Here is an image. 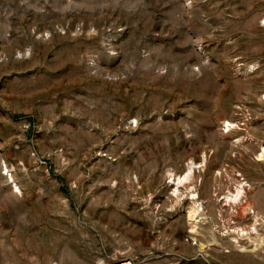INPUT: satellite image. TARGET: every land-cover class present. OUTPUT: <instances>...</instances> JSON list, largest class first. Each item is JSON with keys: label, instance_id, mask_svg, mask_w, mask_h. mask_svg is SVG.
<instances>
[{"label": "rangeland", "instance_id": "obj_1", "mask_svg": "<svg viewBox=\"0 0 264 264\" xmlns=\"http://www.w3.org/2000/svg\"><path fill=\"white\" fill-rule=\"evenodd\" d=\"M263 146L264 0H0V264H264Z\"/></svg>", "mask_w": 264, "mask_h": 264}, {"label": "bare ground", "instance_id": "obj_2", "mask_svg": "<svg viewBox=\"0 0 264 264\" xmlns=\"http://www.w3.org/2000/svg\"><path fill=\"white\" fill-rule=\"evenodd\" d=\"M246 121H248V120H246ZM246 124H244V125H246ZM238 126H240L239 123L226 122L225 128L228 127V130H229L228 132H230L232 130L239 129ZM259 156L261 158L264 156V149H263V152ZM201 166H203V165L197 164V162L192 161L191 163L188 164L187 171L184 174H181V175H178L175 173L170 174V177H172L170 182H171L172 186H174L173 192L176 194V196H177L176 198L180 199L181 197L179 198L178 196L184 197V196L188 195L187 198H189L191 200V203H187V204H190L187 208L189 209V212L191 213V215H193V216L196 215V217H198L201 214V210H203L202 203L199 200L200 195H199L198 188H197L198 186H196L195 185L196 183H194L195 182L194 177L197 176L196 172L198 171V169ZM235 181L236 182L233 184V187L229 191V193H227V195H225L222 198L223 200H226L225 204H224L225 207H226V205H231L232 203L233 204H239L240 206L243 207L244 203L247 201V199L245 201V198H247L249 190L251 189L250 184L247 181H241V180H235ZM183 189H185V190H183ZM186 193H187V195H184ZM244 208H246V206H244ZM247 210H248V208H247ZM232 217H234V216H232ZM236 218H238L239 222L241 221V223L245 221V216H243V215H239ZM246 220H247V218H246ZM233 224H236V225L234 226L235 228L233 227L232 231H238V232H240V231L246 232L247 231V232H249V231H252L253 229L258 230V228L255 226V224H251L249 227H247V226H245V227L241 226L240 227V226H238L240 224L237 221H233Z\"/></svg>", "mask_w": 264, "mask_h": 264}, {"label": "built area", "instance_id": "obj_3", "mask_svg": "<svg viewBox=\"0 0 264 264\" xmlns=\"http://www.w3.org/2000/svg\"><path fill=\"white\" fill-rule=\"evenodd\" d=\"M247 116H249V115H245L243 118H244V120H250ZM240 119H242V118H240ZM241 126V125H240ZM242 126H244V125H242ZM224 129H227L225 132H227L228 133V127L227 128H224Z\"/></svg>", "mask_w": 264, "mask_h": 264}]
</instances>
